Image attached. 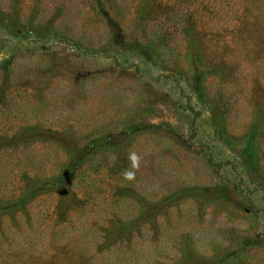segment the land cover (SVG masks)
<instances>
[{"label":"rangeland","instance_id":"obj_1","mask_svg":"<svg viewBox=\"0 0 264 264\" xmlns=\"http://www.w3.org/2000/svg\"><path fill=\"white\" fill-rule=\"evenodd\" d=\"M0 264H264V0H0Z\"/></svg>","mask_w":264,"mask_h":264},{"label":"clouds","instance_id":"obj_2","mask_svg":"<svg viewBox=\"0 0 264 264\" xmlns=\"http://www.w3.org/2000/svg\"><path fill=\"white\" fill-rule=\"evenodd\" d=\"M127 158L131 161V170L124 169L122 176L127 181H134L136 179V172L140 168L141 157L135 151H130Z\"/></svg>","mask_w":264,"mask_h":264}]
</instances>
